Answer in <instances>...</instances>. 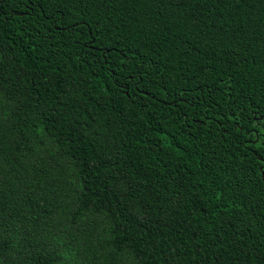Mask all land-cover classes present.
<instances>
[{
    "label": "trees",
    "instance_id": "obj_1",
    "mask_svg": "<svg viewBox=\"0 0 264 264\" xmlns=\"http://www.w3.org/2000/svg\"><path fill=\"white\" fill-rule=\"evenodd\" d=\"M0 264H264V0H0Z\"/></svg>",
    "mask_w": 264,
    "mask_h": 264
}]
</instances>
